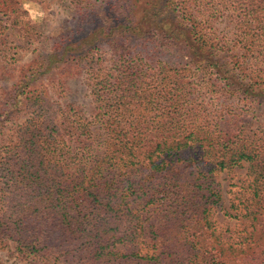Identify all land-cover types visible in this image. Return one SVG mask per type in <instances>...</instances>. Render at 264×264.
Here are the masks:
<instances>
[{"label": "trees", "instance_id": "trees-1", "mask_svg": "<svg viewBox=\"0 0 264 264\" xmlns=\"http://www.w3.org/2000/svg\"><path fill=\"white\" fill-rule=\"evenodd\" d=\"M25 16L0 0V39L5 21L37 37ZM87 27L30 61L0 107L26 113L0 144V244L34 264H264V130L246 131L264 104V0H104ZM69 66L90 110L34 84ZM244 163L226 205L216 172ZM215 207L239 223L218 226Z\"/></svg>", "mask_w": 264, "mask_h": 264}, {"label": "rangeland", "instance_id": "rangeland-1", "mask_svg": "<svg viewBox=\"0 0 264 264\" xmlns=\"http://www.w3.org/2000/svg\"><path fill=\"white\" fill-rule=\"evenodd\" d=\"M99 6L87 14V17H80L77 13L76 0H20L23 8L26 9V21L36 27L32 39L24 38L20 35V30L16 26H11L8 22L3 23V34L0 39V107L3 105L4 98L10 93L14 84L18 80L27 67L28 63L42 57H46L52 49V42L59 39L62 35L70 33L74 39L82 36L87 26L92 24L94 18L99 19L103 12L104 0H97ZM89 24V25H88ZM22 32V31H21ZM19 34V35H18ZM33 34V35H34ZM108 47H116L118 39L110 37L105 42ZM88 44H83L82 49L87 48ZM107 47V46H106ZM53 65V63H51ZM34 84L45 89L54 102H59L62 106L66 103L73 102L75 105L80 104L84 108L90 110L92 103L88 96V90L84 83L83 69H76L74 66L66 67L60 70L58 67L42 68L37 72L34 78ZM254 118L252 124L247 125V132H253L255 128L264 130V104L256 103L254 110ZM26 117V113L19 111L14 113L10 111L5 117L0 116V144L7 139L13 129L21 123ZM197 152V150H195ZM195 151L191 153H195ZM195 155V154H194ZM245 163L241 166L233 168L231 171L220 170L216 172L217 182L220 191L223 194V203L228 205L234 198V191L238 189V184L246 177ZM194 203V202H193ZM192 208H196L192 205ZM215 210V221L220 227H234L239 222L236 217L230 216L218 207ZM186 212L181 220L180 230L193 235L199 232V224L197 222V213ZM176 218V217H171ZM162 221V220H161ZM161 221H158L161 223ZM171 219H166L162 226L171 223ZM177 222V219H174ZM196 233V234H197ZM29 232L23 231V236ZM30 235L27 240H32ZM195 240V238H193ZM182 243V242H181ZM16 240L7 238L4 243L0 244V264H34L37 256L29 255L26 258L17 252ZM185 248V243H182ZM32 259V260H31ZM235 264V263H229ZM239 264V263H238Z\"/></svg>", "mask_w": 264, "mask_h": 264}]
</instances>
